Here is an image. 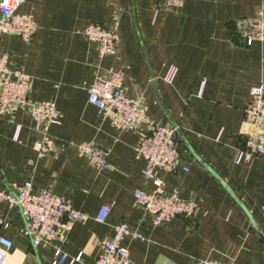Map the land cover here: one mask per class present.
Wrapping results in <instances>:
<instances>
[{"label":"crops","instance_id":"1","mask_svg":"<svg viewBox=\"0 0 264 264\" xmlns=\"http://www.w3.org/2000/svg\"><path fill=\"white\" fill-rule=\"evenodd\" d=\"M264 0H186L179 9L162 0H26L19 12L31 15L38 32L31 43L0 38V55L9 68L30 78L28 102H53L58 124L50 138L57 158H37L38 134L24 111L0 115V191L31 181L36 191L51 186L86 215L66 234L63 250L92 264L113 228L126 223L142 239L122 246L131 264H264V159L234 163L246 137L243 110L253 87L264 84V44L246 48L234 23L252 18ZM119 18L116 57L100 59L85 37L91 23ZM177 68L172 84L163 82ZM124 74L125 94L140 99L155 123L177 128L178 172L158 176L166 192L197 203L191 219L156 227L134 207V192L144 187V161L135 148L139 136L117 132L88 103L87 89L97 74ZM95 142L109 152V169L96 171L77 155V145ZM105 224L94 219L104 206ZM10 227L0 236L13 243L2 264H52V246L32 248L20 229L17 208L0 205Z\"/></svg>","mask_w":264,"mask_h":264},{"label":"built area","instance_id":"2","mask_svg":"<svg viewBox=\"0 0 264 264\" xmlns=\"http://www.w3.org/2000/svg\"><path fill=\"white\" fill-rule=\"evenodd\" d=\"M157 3L160 0H156ZM186 0H162L166 8L179 9ZM26 0H0V38L16 37L29 44L38 32V26L31 15L21 14L20 8ZM235 34L241 45L251 47L264 44V6H259L252 18L238 19L234 23ZM119 18L114 14L109 24L91 23L82 31L87 42L94 47L98 57H116L119 46ZM177 74L176 67H170L163 82L170 85ZM124 74L113 70L97 74L87 89L88 103L103 120L110 121L117 132H132L139 136L135 148L144 161L142 172L144 187L134 192V207L144 216L150 217L154 226H166L176 218L191 219L198 209L197 203L184 200L177 189L166 192V183L158 174L178 172L180 151L177 142V128L155 123L147 115V107L140 99L125 94ZM30 78L19 70L9 68L6 55H0V115L5 116L20 109L29 116L38 134L34 145L37 158L58 157L59 149L50 138V129L58 124V110L53 102H28ZM243 122L247 135L235 149L234 163H249L264 159V84L253 87L250 102L243 110ZM77 155L84 158L89 167L96 171L108 170L109 152L95 142L77 145ZM8 209L17 208L24 219L20 233L30 240L32 248L42 244L54 248L57 259L52 264H83L82 256L70 257L63 250L66 234L73 226L86 219V215L75 209L73 204L55 195L51 186L36 191L31 181L16 186L13 191H0V205ZM111 207H102L95 221L105 224ZM0 227L8 229L10 222L0 217ZM142 239L132 233L126 223L113 228L112 237L106 241L92 264H131L129 253L122 246L125 238ZM13 249V243L0 236V264ZM190 264H226L204 259L192 260Z\"/></svg>","mask_w":264,"mask_h":264},{"label":"trees","instance_id":"3","mask_svg":"<svg viewBox=\"0 0 264 264\" xmlns=\"http://www.w3.org/2000/svg\"><path fill=\"white\" fill-rule=\"evenodd\" d=\"M237 36V35H236ZM246 48H248V47H246Z\"/></svg>","mask_w":264,"mask_h":264}]
</instances>
